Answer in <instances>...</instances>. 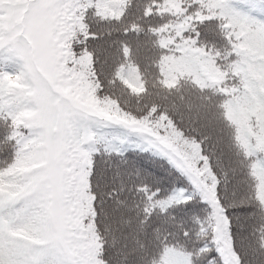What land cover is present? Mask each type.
<instances>
[{
    "label": "snow or ice",
    "instance_id": "obj_1",
    "mask_svg": "<svg viewBox=\"0 0 264 264\" xmlns=\"http://www.w3.org/2000/svg\"><path fill=\"white\" fill-rule=\"evenodd\" d=\"M0 264H264V0H0Z\"/></svg>",
    "mask_w": 264,
    "mask_h": 264
}]
</instances>
